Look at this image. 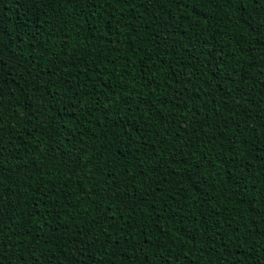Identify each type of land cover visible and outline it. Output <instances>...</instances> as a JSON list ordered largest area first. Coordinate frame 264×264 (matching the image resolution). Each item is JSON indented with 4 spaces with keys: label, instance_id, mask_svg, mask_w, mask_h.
Listing matches in <instances>:
<instances>
[{
    "label": "trees",
    "instance_id": "1",
    "mask_svg": "<svg viewBox=\"0 0 264 264\" xmlns=\"http://www.w3.org/2000/svg\"><path fill=\"white\" fill-rule=\"evenodd\" d=\"M245 6L0 0V264H264V0Z\"/></svg>",
    "mask_w": 264,
    "mask_h": 264
},
{
    "label": "snow or ice",
    "instance_id": "2",
    "mask_svg": "<svg viewBox=\"0 0 264 264\" xmlns=\"http://www.w3.org/2000/svg\"><path fill=\"white\" fill-rule=\"evenodd\" d=\"M66 3H72L74 5H77L81 8H88L92 7L96 0H65ZM104 3H115L117 6L123 5L126 7L129 11V13L135 11L138 7H143L144 0H103ZM175 2L183 4L185 0H175ZM230 3L238 5L237 11L240 12L241 15H245L247 13V8L245 6V0H229ZM258 2V0H257ZM132 23H136L137 21L135 18L131 21ZM107 22H105L106 26ZM167 27V25L165 26ZM105 30L107 31V27H105ZM0 39H2V27H0ZM39 209H36L33 211L32 215H36L38 213ZM4 212L9 213L8 218H14V213L16 212V203L14 200L8 201V206L4 208ZM3 213H0L2 215ZM45 219H51V215L49 214L48 217ZM0 244H2V241H0ZM101 244H103V241H101ZM7 259L6 256H4L2 253H0V260ZM21 264H28L27 260H22ZM36 264H39V261H36Z\"/></svg>",
    "mask_w": 264,
    "mask_h": 264
}]
</instances>
